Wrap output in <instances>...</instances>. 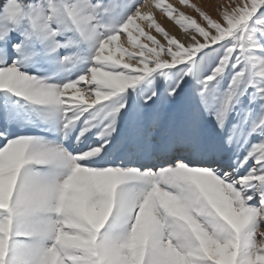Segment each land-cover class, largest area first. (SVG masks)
<instances>
[{"label": "snow or ice", "instance_id": "6c2138e0", "mask_svg": "<svg viewBox=\"0 0 264 264\" xmlns=\"http://www.w3.org/2000/svg\"><path fill=\"white\" fill-rule=\"evenodd\" d=\"M209 7L0 0V264H264V0Z\"/></svg>", "mask_w": 264, "mask_h": 264}, {"label": "rangeland", "instance_id": "374dc122", "mask_svg": "<svg viewBox=\"0 0 264 264\" xmlns=\"http://www.w3.org/2000/svg\"><path fill=\"white\" fill-rule=\"evenodd\" d=\"M169 2L175 3L176 0H169ZM193 3H199L202 7H205V10L209 11L211 14L215 15L213 8L209 7V5H215L220 2V0H192ZM188 11V9H183ZM165 24V21H162ZM165 27L168 28L165 24Z\"/></svg>", "mask_w": 264, "mask_h": 264}, {"label": "bare ground", "instance_id": "6f19581e", "mask_svg": "<svg viewBox=\"0 0 264 264\" xmlns=\"http://www.w3.org/2000/svg\"><path fill=\"white\" fill-rule=\"evenodd\" d=\"M165 24H166V26L170 29V30H172V28H171V26L169 25V23L168 22H166L165 21ZM174 34H176V35H178L179 36V29H175V32H174Z\"/></svg>", "mask_w": 264, "mask_h": 264}]
</instances>
